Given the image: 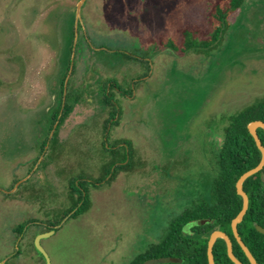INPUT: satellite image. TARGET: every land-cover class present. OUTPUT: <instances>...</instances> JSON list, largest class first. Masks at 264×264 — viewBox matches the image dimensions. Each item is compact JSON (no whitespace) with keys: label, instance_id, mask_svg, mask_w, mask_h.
Instances as JSON below:
<instances>
[{"label":"rangeland","instance_id":"rangeland-1","mask_svg":"<svg viewBox=\"0 0 264 264\" xmlns=\"http://www.w3.org/2000/svg\"><path fill=\"white\" fill-rule=\"evenodd\" d=\"M79 1L0 0V264H130L209 198L225 117L264 100V0L208 46L221 0H85L77 20ZM67 69L72 111L52 137ZM124 160L66 215L72 179Z\"/></svg>","mask_w":264,"mask_h":264},{"label":"trees","instance_id":"trees-1","mask_svg":"<svg viewBox=\"0 0 264 264\" xmlns=\"http://www.w3.org/2000/svg\"><path fill=\"white\" fill-rule=\"evenodd\" d=\"M245 0H221L213 13V32L208 39L205 45L216 44L221 42L224 32L229 27L228 16L242 8ZM73 43H71L70 49L73 51ZM171 47H176L173 43H168ZM197 45L185 43V46L182 49H188L195 47ZM69 68V67H68ZM67 71L61 77V101L59 106L52 111V120L50 121L49 129H52L57 122V128L63 123L64 119L72 111V103H68V98L70 96L69 90L64 93V82L67 76ZM103 91V102L107 110V119L105 120V128L107 129L110 120L114 118V115L117 114V109L115 105L108 98L109 93ZM226 124L224 125L223 137L224 142L222 147H218L215 153L216 166L215 174L213 180L212 191L208 199H201L198 203H195L189 210L181 214V218L174 222V224L185 221H190L191 219H197L199 217L207 218L208 220L217 219V209L220 207L222 199L224 201L233 200L237 203L235 206L232 204L230 207H233V213L230 215L227 225L230 224V218L235 217L237 213L241 210L243 205L242 197L237 193L236 182L239 177L247 170L255 167L262 156L260 149L258 148L253 135L248 129V124L254 120H263L264 121V100L253 103L249 106L244 107L243 109L237 111L236 113L229 114L225 117ZM52 132V131H51ZM259 132L264 135V129L260 128ZM50 133V131H49ZM56 134V131H53L52 137ZM264 144V138H263ZM45 144L43 142L42 148L44 149ZM131 168L130 162L121 163L116 167L112 172L109 178L101 177L97 180H91L88 177L79 176L78 178L72 179L69 184V196L73 201V205L67 211V214H70L71 217H76L81 213L87 211L91 205L90 191L88 184L93 186L100 185L103 182H110L118 170H128ZM264 174V168L256 173L255 175L250 176L244 182V190L250 193H259L264 190V180L262 176ZM89 179V180H88ZM90 181V182H89ZM263 208V206H261ZM253 205L249 206V209L243 219L239 224V232L248 245L250 250L256 259L264 264V233L258 231L255 227V223L261 224L264 226V216L257 215L252 212ZM202 210V211H201ZM56 223H59L57 221ZM50 227H54V224H50ZM209 227L212 228L213 225L209 223ZM25 225H20L15 229V233L18 236L23 234ZM228 230L230 231V225ZM173 233V232H172ZM171 233V234H172ZM178 239V237H171L170 239ZM169 251L168 245L166 243L161 244L157 249L150 248L146 251L145 254L139 255L135 260L130 264H142L145 260H149L154 257L170 256L171 251ZM201 255V263L199 264H208L207 258V243L204 242L202 249L199 250ZM215 251L222 253L225 258L228 259L229 263H233L226 253V244L224 240L220 239L215 245ZM167 264H173L167 262Z\"/></svg>","mask_w":264,"mask_h":264},{"label":"flooded vegetation","instance_id":"flooded-vegetation-1","mask_svg":"<svg viewBox=\"0 0 264 264\" xmlns=\"http://www.w3.org/2000/svg\"><path fill=\"white\" fill-rule=\"evenodd\" d=\"M64 85H65V83H64ZM61 87H62L61 83H59V85H58L59 92L58 93L61 92ZM63 87H64V93H65L66 87L65 86H63ZM51 120H52V113L50 114V116L48 118V129H47V131H58L59 128H57V122L55 123V125L52 129H49ZM259 129H258V134H259V137H260L262 144H263L264 135L259 132ZM222 138H223V140L220 141L219 143H218L219 140H216L215 138L209 139V140L212 141V144L214 145L215 149H217L218 147H222V144L224 142L223 133H222ZM255 142H256V140H255ZM262 179L264 180V174L262 176ZM237 193H238V191H237ZM248 196H249V206L251 204L253 205L252 212L256 213L257 215H263L264 216V190L259 192V193H250V194H248ZM231 204L233 206H235L237 203H235L233 200L224 201V199H222V201L220 203V207H218V209H217V213H218L217 219L208 220L207 218L199 217L197 219H191L190 221H185V222L181 221L180 224H178V223L174 224L173 223L171 225L172 227L169 228V230L163 235L161 240L158 242H154L149 247V249L150 248L157 249L161 244L166 243V245H168V247H169V251H167V252L171 251L172 255L162 256V257H154V258H151V259L146 260V261L144 260L142 262V264H167V262H171L173 264H199V263H201V259H200L201 255H199V253H200L199 250L202 249V246H203L205 241L207 243V258H208V264H209L208 243H209V239H210L212 232H214L215 230L223 231L229 236V238L231 239V242H232L233 253L243 264H253L252 261L250 260V258L248 257V255L246 254L245 250L243 249L242 245L240 244L239 240L237 239V236L234 232V229L232 226V221H233L234 217L230 218V224L229 225H230L231 230L230 231L228 230L229 225H227V221H228L230 215L233 213V210H234L233 207H230ZM261 206H263V208H261ZM248 209H249V207H248ZM180 218H181V215H179V217L175 221L179 220ZM209 223H211L213 225L212 228L209 227ZM239 224H238V231H239ZM32 225H36V222H32ZM258 225H261V224L255 223V227L257 230H258V228H257ZM261 226H263V225H261ZM54 228L56 229L57 227L54 225V227L50 228V229L52 230ZM239 234H240V232H239ZM171 237H178V239H175V238L170 239ZM220 239L224 240V242L226 244L227 256L229 257V259L233 263H229L228 259L225 258V256L222 253L219 254V252L215 251V245ZM146 251L143 254H145ZM213 257H214L215 264H236L231 259V257L229 256L227 240L222 236H219L215 241V244L213 246ZM257 262L259 264H261L258 260H257Z\"/></svg>","mask_w":264,"mask_h":264},{"label":"water","instance_id":"water-1","mask_svg":"<svg viewBox=\"0 0 264 264\" xmlns=\"http://www.w3.org/2000/svg\"><path fill=\"white\" fill-rule=\"evenodd\" d=\"M84 2H85V0H80L79 3H78V6H77V16H78L77 20H81V18H80V13H81L80 10H81V7H82ZM259 128H263L264 129V121L263 120L257 119V120H254V121H252V122H250L248 124V129H249L250 133L253 135V137L255 138L256 143H257V145H258V147H259V149H260V151L262 153V156H261V160L259 161V163L255 167L245 171L239 177V179L237 180V183H236L237 191L243 198V206H242L240 212L234 217V219L232 221V226H233L234 232H235V234L237 236V239L239 240L240 244L242 245L243 249L245 250L246 254L248 255V257L250 258V260L252 261L253 264H259V263L257 262L256 258L254 257V255L252 254V252L250 251V249L248 248V246L246 245V243L244 242V240L240 236L239 231H238V224L243 221L244 216L247 213V210H248V207H249V196H248L247 192L244 190V182L250 176L256 174L257 172H259L264 167V145L262 144V141H261V139L259 137V134H258V129ZM257 228H258V230L260 232L264 233V227L263 226L258 225ZM54 230H55V228L52 229L49 232L43 233L42 235H40L37 238V247L43 253H45V250L41 246V244L39 242V238H41L43 236L50 235L51 233L54 232ZM219 236H222V237H224L227 240V243H228V254L231 257V259L236 264H243L235 256V254L233 253L232 242H231V239L229 238V236L225 232L220 231V230H215L214 232H212V234L210 236V239H209V243H208L209 264H215L214 257H213V246L215 244L216 239Z\"/></svg>","mask_w":264,"mask_h":264}]
</instances>
